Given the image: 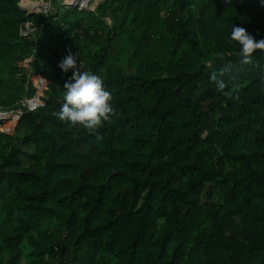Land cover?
I'll use <instances>...</instances> for the list:
<instances>
[{"label": "trees", "instance_id": "16d2710c", "mask_svg": "<svg viewBox=\"0 0 264 264\" xmlns=\"http://www.w3.org/2000/svg\"><path fill=\"white\" fill-rule=\"evenodd\" d=\"M19 2L0 0V107L34 92L20 62L54 48L40 107L0 131V264H264V50L242 63L229 40L264 39L260 0L56 2L66 14L48 17ZM28 20L58 33L21 35ZM68 49L113 97L95 133L52 115Z\"/></svg>", "mask_w": 264, "mask_h": 264}, {"label": "clouds", "instance_id": "9594fccd", "mask_svg": "<svg viewBox=\"0 0 264 264\" xmlns=\"http://www.w3.org/2000/svg\"><path fill=\"white\" fill-rule=\"evenodd\" d=\"M264 6V0H260ZM231 3V0H225ZM240 45L239 55L242 63H252V56L257 50H264V39L257 41L243 27L233 26L229 37ZM80 52L73 54L68 49V54L59 62L58 67L65 73L72 70V75L63 85V103L57 112L52 115L59 121L79 125L89 132L95 133L104 122L117 115L113 106L112 94L105 89L101 76L82 70L78 63ZM216 80L215 76L212 77ZM217 89L221 92L226 85L223 81L216 80Z\"/></svg>", "mask_w": 264, "mask_h": 264}, {"label": "built area", "instance_id": "2783aa9c", "mask_svg": "<svg viewBox=\"0 0 264 264\" xmlns=\"http://www.w3.org/2000/svg\"><path fill=\"white\" fill-rule=\"evenodd\" d=\"M56 2L66 7H71L70 5L72 4L76 10H90L96 0H20L19 6L28 7L34 15L39 14L48 17L52 14ZM23 27H25L24 31ZM38 30L39 26L36 25L35 21L28 20L21 25L20 34L36 35L39 32ZM35 59L36 50H33L21 62V66L26 69V87L28 88L31 84L34 92L24 96L17 107L10 109L0 107V131L6 134H13L21 116L25 112L37 109L41 105L40 96L47 85V79L43 72L34 69Z\"/></svg>", "mask_w": 264, "mask_h": 264}, {"label": "rangeland", "instance_id": "374dc122", "mask_svg": "<svg viewBox=\"0 0 264 264\" xmlns=\"http://www.w3.org/2000/svg\"><path fill=\"white\" fill-rule=\"evenodd\" d=\"M101 1H103V0H96V2L94 3L92 9H90V10H95L96 7H97V5H98ZM54 6H55V7H54V9H53L52 15H53L54 13L59 14V12H61V13L64 12V13L66 14V12H65L64 10H67V9H65V8H56V4H55ZM50 15H51V14H50ZM70 18H72V19L75 18V15H74V16H73V14L70 15ZM106 19H107V21L109 22V24L112 23V19H111V17H107ZM35 23H36V22H35ZM36 25L39 26V30H38L39 32L36 33V35H37L38 38H39L40 35L42 34V31L44 30V29L42 28V26L44 25V23L42 22L41 24H39V23L37 22ZM56 33H58V31L55 29V25H53L52 27L48 28L46 32H43V35H41V37H42V42L49 43L50 35H51V34H56ZM36 35H34V36H36ZM54 41H55V42H58L59 39L57 38V39H55ZM50 45H52V44H50ZM53 48H54L53 46H49V47L45 48V49H44V54H45V55H43V56H39V58H38L37 55H36V58L38 59V60H37L38 62H35V63H34V66H36V67L34 68L35 70H36V68H37V69L40 70V72H43V69H42L40 66H42L43 63H46V62H47V60H46V55H51L52 52H53V50H52ZM36 53H37V52H36ZM64 54H65V56H66L68 53L65 52ZM21 62H22V61H21ZM21 62H20V65H21ZM120 66L125 70L126 73L134 72V68H133L132 66H130L129 64L123 63V64H120ZM39 70H38V71H39ZM45 77H46V79H47V85H46V86H48L49 80H48V77H47V76H45ZM13 133H14V132H13Z\"/></svg>", "mask_w": 264, "mask_h": 264}, {"label": "water", "instance_id": "95a60500", "mask_svg": "<svg viewBox=\"0 0 264 264\" xmlns=\"http://www.w3.org/2000/svg\"><path fill=\"white\" fill-rule=\"evenodd\" d=\"M73 9H75L74 8V6L71 4L70 5ZM22 8V10L24 11V12H26L27 14H28V16H33L34 15V13L28 8V7H21ZM25 30V27H23V31ZM21 35H25L24 33H22ZM0 122H1V120H0Z\"/></svg>", "mask_w": 264, "mask_h": 264}]
</instances>
